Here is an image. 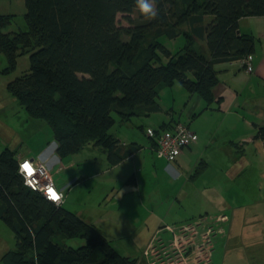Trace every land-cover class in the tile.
<instances>
[{
	"label": "trees",
	"instance_id": "16d2710c",
	"mask_svg": "<svg viewBox=\"0 0 264 264\" xmlns=\"http://www.w3.org/2000/svg\"><path fill=\"white\" fill-rule=\"evenodd\" d=\"M25 2V30H9L14 15L0 14L4 72L12 73L19 57L30 59V71L8 83L10 92L31 118L51 127L60 157L99 146L110 166L141 148L110 132L118 121L114 113L121 123L149 117L161 111L162 90L176 83L211 104L220 82L216 64L255 51L256 39L240 33V19L264 15V0H154L158 15L151 21L131 17L134 0ZM118 14L128 26H119ZM180 34L186 43L173 53L161 37ZM170 124H161L153 136L148 129L156 156L158 137ZM18 170V151L5 148L0 219L16 242L1 264H150L121 253L94 223L30 189ZM72 239L81 243L68 244Z\"/></svg>",
	"mask_w": 264,
	"mask_h": 264
},
{
	"label": "rangeland",
	"instance_id": "374dc122",
	"mask_svg": "<svg viewBox=\"0 0 264 264\" xmlns=\"http://www.w3.org/2000/svg\"><path fill=\"white\" fill-rule=\"evenodd\" d=\"M26 11L25 0H0V14L14 15L9 30L20 31L27 28ZM138 16L137 10L131 15L134 19ZM117 20L119 26L129 25L124 14H118ZM161 41L173 53L186 43L183 34L175 39L161 37ZM7 66L6 56L0 52V153L9 147L17 150L18 154H26L30 150L34 154H40L51 146L49 144L55 143L53 131L45 121L31 118L26 108L8 88L11 80L30 71L29 54L18 58L16 69L12 73L4 72ZM158 102L162 111L149 117H135L131 124L121 123L118 114H113L118 121L111 127L110 132L121 140L130 142H133V138L136 137L138 144L142 146L136 161H125L115 170L107 172L104 167L106 164H102L100 152L94 153L84 148L85 150L79 153L62 157L67 159L77 157L75 158L76 166L70 171L63 169L60 174L54 175L56 181L65 178V173L68 171L76 172L75 175H77L75 184L72 183L65 189L66 199L63 206L76 213L83 210L89 214L88 220H97L98 216L105 212H112L111 216L118 221L119 225L115 226L119 230L113 227V230L105 232L106 236L121 253L137 257L144 263L150 260V255H145L149 241L146 245L145 243L149 237L136 235L135 232L139 226L158 222L157 231H154V237L152 236L151 240L157 237L156 244L159 246L161 242H166L172 237L170 232L162 230L163 227L172 226L177 228V232L181 226L195 224L194 221L199 220L201 223L198 226L201 227L197 228V236L196 225H194L188 230L190 233L187 237L180 234L175 242L179 253H183L185 257L190 250L193 251L190 252L193 256L189 260L190 264H209L210 253L205 249L206 246L196 250L198 243L213 246L210 264H264V202H262V193L255 186L257 182L264 181L262 175L264 168L261 167V163L258 164V161L254 160L253 165L248 164V172L243 169L233 179L225 175L222 195L227 200V203L223 205L227 210L220 213L212 209L214 206L208 209L201 199H196V166L189 171L186 169L178 171L183 174L177 176V173H173L168 168V162L156 156L151 150L152 139L148 135L149 128L159 129L163 122L173 119L181 120L192 127L196 125L194 107L196 94L190 93L183 85L176 83L173 87L163 89ZM141 125H144V129L140 127ZM54 151L55 148L51 146L49 155ZM46 157L47 154L44 155V158ZM57 157H59L58 154ZM96 157L99 159L96 160ZM105 161L108 162L107 158ZM137 163L139 171L135 168ZM107 164L110 166L109 163ZM62 165H64L63 168L66 167L64 162ZM120 177L123 178L122 184L118 182ZM134 177L143 189H139L136 185L133 187L131 180ZM108 178L116 179L114 183L105 182ZM203 179L204 176H201L197 180L198 186L203 183ZM247 179L254 184L253 187L249 185L251 193L248 196L255 199L257 203L249 204L246 195L248 189L243 187L245 192H241V185L248 184ZM188 180L192 181L194 186L188 184ZM184 187L189 192L186 197L182 196L183 193L180 195V189ZM130 191H134L135 194L133 195ZM121 206H127L128 212L125 215H122V211L119 215L116 214L118 210H121ZM223 215H227V220L216 225V217ZM110 221L112 222L111 219ZM213 226L215 232L212 230ZM220 228H223V231H220ZM15 242L14 232L0 219V259L5 252L15 247ZM80 243V240L75 239L68 241V244L73 246H78ZM175 258L178 259L179 256L174 255L173 259Z\"/></svg>",
	"mask_w": 264,
	"mask_h": 264
},
{
	"label": "crops",
	"instance_id": "0c3cea01",
	"mask_svg": "<svg viewBox=\"0 0 264 264\" xmlns=\"http://www.w3.org/2000/svg\"><path fill=\"white\" fill-rule=\"evenodd\" d=\"M239 31L243 34L252 35L256 39L255 51L251 54L254 67L253 72H248L246 67L240 62V59L232 62H222L216 64L215 67L218 71V78L220 81L215 88L216 99L211 104H208L201 96L196 94V104L194 106L196 109V125L192 127L187 123L191 130L197 134V141L186 147L176 161H167L168 168L173 173H177V176L183 174L182 172L180 174L178 171L185 169L189 171L196 166V199H201L203 205H207L208 209L211 208V206H214L212 209L220 213L221 211L223 212V210H227V208L223 206L227 203V200L222 195L224 190L223 188L225 187L223 185V178L225 175L230 179H233L236 175L241 173L243 169L248 172V164L251 163L253 165L254 160H257L258 164L261 163V167L264 168V15L241 18L239 22ZM170 99L173 100V98ZM195 109H193V111ZM150 116H152V114ZM178 121L181 120L173 119L169 121L171 124L168 128H166V130L173 131L174 124ZM131 122L129 123L131 124ZM118 139L125 145L130 143L128 140ZM133 142L138 143L136 137L133 138ZM49 145L54 147L56 150V142ZM51 146L44 149L40 154H34V152L30 150L26 154H18V157L29 158L45 164L53 174V177L54 175L60 174V171H63V169H69L70 171V169L76 166L75 158L77 157L71 159L62 158L59 155V157H57L55 151L49 155L48 151H50ZM86 148L88 150H92L91 152H100L102 154L101 161L103 165L106 164L104 167L107 172L115 170L125 161H136L138 153L142 151L141 146L140 150L132 156L128 157L118 165L110 167L107 164L108 162L106 163L105 161V152L99 146L89 145ZM151 150L153 151V148ZM45 154H47L46 158H44ZM98 159L99 158L96 157V160ZM63 162L66 164L65 168H63ZM199 166H201V168L198 171ZM135 168L138 169V171L140 170L138 163ZM251 168H253V166ZM69 171L65 173V178H62L59 181L54 179L58 184H56L57 187L64 192L66 187L72 183L75 184L77 179V175H75L76 172ZM262 175L264 176V172H262ZM201 176H204L203 183L198 186L197 180ZM115 179L116 178H108L105 182L114 183ZM246 181L248 184L241 185V192H245L243 187H245L246 190L248 189L246 195L249 204L257 203L255 199L248 196L251 193L250 187H253L254 184L250 179H247ZM118 182L122 184L123 178L120 177ZM187 182L188 184H191V186H194L192 181L188 180ZM131 183L134 184L133 187L137 186L139 189H143L139 186L137 178L134 177V179L131 180ZM255 186L262 193V202H264V181L257 182ZM219 188H221V190ZM180 191V195L183 193L182 196L184 197L189 194L187 188L185 189V187L180 189ZM130 192L133 195L135 194L134 191ZM126 201L127 199L125 202ZM64 204L65 201L63 205ZM121 211L122 215H125L128 212L127 206H121V210H118L116 214L119 215ZM77 213L85 220L89 222L93 221L92 223L100 228L102 232L104 231L103 233L105 235H107L105 232H108V230L110 231V229L113 230V227L119 230V228L115 226L119 225L117 224L118 221L115 220V217L112 218V212L110 211L98 216L97 220L94 218V220H88L89 214H86L83 210ZM230 216H232V214H230ZM194 223L195 224L181 226V228L177 231L178 233L176 232L177 228L169 225L163 227L162 230H166L172 234L171 239L166 240V242L170 243L173 241L174 232L178 236L180 234H184L187 237L190 232L185 230V227L191 228V225H196L197 236V228L201 227L198 226V224H200L201 221L198 220L197 222L195 220ZM158 225V222L141 225L138 230L136 229L137 232L135 233L139 236L147 235L149 238L145 245L149 241L147 244V246H149L150 240L154 235V231H157ZM167 227H170L172 230H169ZM198 246L199 243L196 244V250L198 249ZM212 247L209 248L211 262L213 255ZM190 252L193 251L190 250L186 255V258L184 257L186 261L185 264H190L189 260L193 257Z\"/></svg>",
	"mask_w": 264,
	"mask_h": 264
},
{
	"label": "built area",
	"instance_id": "2783aa9c",
	"mask_svg": "<svg viewBox=\"0 0 264 264\" xmlns=\"http://www.w3.org/2000/svg\"><path fill=\"white\" fill-rule=\"evenodd\" d=\"M240 62L243 66L246 67L248 72H253L254 67L251 54L244 58H241ZM149 135H154L153 129H149ZM197 139V134L192 131L186 124L179 121L175 124L173 131H164L158 137L156 154L157 156L169 162L175 161L176 158L182 154L184 148L195 142ZM24 163H27L29 165V168L31 169V171H28L27 169L23 170L22 177L24 180V184L30 189L39 192L47 200L55 203L56 205H63L66 197L65 192L57 187L53 174L47 168V166L41 162L34 161L29 158L19 157V169L20 166ZM226 220L227 215H223L221 217L218 216L216 218V225ZM192 226L194 225H191V227ZM167 228L169 230H172L170 227ZM188 229H190V227H185V230L188 231ZM208 230L209 232L211 231L210 228ZM212 230L215 232V227H213ZM219 230L223 231V228H220ZM177 239L178 235L174 232V241L170 243L161 242L158 246L156 244L157 237L153 238L149 246H147L145 250V255H150V264H185L186 257L183 255V253L180 254V251H178V247L175 246V242L177 241ZM204 246H206L205 249L209 252V245H199L198 248H202ZM174 255H176L177 257L179 256V258H175L174 260ZM208 260L210 264V256L208 257Z\"/></svg>",
	"mask_w": 264,
	"mask_h": 264
},
{
	"label": "clouds",
	"instance_id": "9594fccd",
	"mask_svg": "<svg viewBox=\"0 0 264 264\" xmlns=\"http://www.w3.org/2000/svg\"><path fill=\"white\" fill-rule=\"evenodd\" d=\"M134 8L145 21L154 20L158 15V10L154 7V0H134ZM24 169L31 171L29 165L24 163L18 170L20 175H23Z\"/></svg>",
	"mask_w": 264,
	"mask_h": 264
}]
</instances>
